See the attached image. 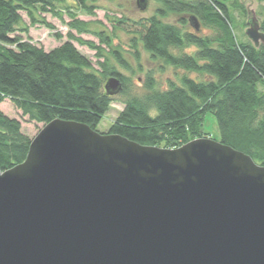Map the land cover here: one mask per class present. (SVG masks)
I'll return each instance as SVG.
<instances>
[{"label": "water", "instance_id": "water-1", "mask_svg": "<svg viewBox=\"0 0 264 264\" xmlns=\"http://www.w3.org/2000/svg\"><path fill=\"white\" fill-rule=\"evenodd\" d=\"M245 33L264 45L255 14ZM0 264H264V165L211 137L166 148L54 119L0 167Z\"/></svg>", "mask_w": 264, "mask_h": 264}, {"label": "trees", "instance_id": "trees-1", "mask_svg": "<svg viewBox=\"0 0 264 264\" xmlns=\"http://www.w3.org/2000/svg\"><path fill=\"white\" fill-rule=\"evenodd\" d=\"M155 1L160 4L157 15L110 19L114 29L131 35L130 43H122L114 32H95L100 43L109 48L105 55L94 42L77 35L90 32L89 22L80 19L79 13L94 15L99 0H0V105L10 100L30 122L45 125L60 118L98 130L116 99L104 86L109 77L116 76L122 83L119 94L127 98L107 132L144 145L176 148L195 138L210 137L204 126L211 113L218 123L220 142L264 165V91L259 89L260 84L264 86V45L256 47L236 34L233 13L249 14L245 4L241 0ZM21 11L30 19L25 27H21ZM45 13L68 26L69 40L100 51L98 68L72 41L47 51L17 33L28 34L35 24L55 30L42 16ZM170 13L181 16L178 23L162 20ZM260 14L264 31V11ZM191 15L212 33L196 32L190 24ZM54 35L63 38L59 32ZM139 44L165 66L195 72L205 79L184 75L181 84L170 81L167 88L160 89L150 73L144 92L129 95L130 78L111 61L113 58L128 68L124 53L139 61ZM193 47L194 52L186 53ZM31 140L21 121L0 108L2 170L25 160Z\"/></svg>", "mask_w": 264, "mask_h": 264}, {"label": "rangeland", "instance_id": "rangeland-1", "mask_svg": "<svg viewBox=\"0 0 264 264\" xmlns=\"http://www.w3.org/2000/svg\"><path fill=\"white\" fill-rule=\"evenodd\" d=\"M241 1L245 4V7L248 9L249 14L247 13L243 15L238 11H234L233 16L235 18L237 27L236 34L241 40H249L245 33L246 29L248 28V21L249 19L253 18L254 14H256V17L259 21H262L263 16L260 13L264 11V0ZM98 5L99 7L95 10L94 15L79 13L80 19L89 22L90 32L77 35L85 40L94 42L97 46H99L100 50L105 55L108 54L109 48L100 43V40L95 32L101 30L106 31V33L108 34L114 32L122 43H130L131 35L125 33L120 29H114L110 19L128 16L135 20H139L141 18L157 15V8L160 6V4L155 0H148V6L146 10H141L138 8L137 0H99ZM21 15L23 17L21 27L29 25L30 19L27 12L21 11ZM42 16L55 26V30H50L44 25L35 24L34 26L30 27L28 34H25L21 31H18L17 33L20 34L24 39H29L32 43L44 47V49L47 51L62 45L66 41H72L78 48V50L89 57L94 63V66L98 68L97 61L99 57L97 55L100 52L99 50H94L87 45H81L76 40H69L67 36V33L69 32L68 26L58 18L52 16V14L45 13ZM161 18L165 22L178 23L181 16L178 14L170 13L168 16ZM186 19H189V16H187ZM65 20L68 21L69 17L65 16ZM190 28L194 30L191 26ZM55 32H59L60 34H62L63 38L59 40L54 35ZM73 32L76 33L75 31ZM199 33L211 34L212 30L202 25L201 31ZM138 49L140 51L139 61H137L129 53H124V58L128 63V68L123 67L113 58L111 61V63L115 64L123 74L130 78L131 81L129 83L128 91L129 95L135 93L140 94L144 92V86L150 73L154 77L157 83V87L160 89L167 88L170 81L181 84V77H183L184 75L199 81L205 79L204 75L195 72H188L184 69L169 65L165 66L162 60L152 59L150 53H148L141 44L138 45ZM195 50L196 48L193 47L186 50V53H192ZM175 51L181 52L182 50L177 49ZM259 89L261 91H264V86L260 84ZM115 98L116 99L112 103L110 111L106 114V116L98 126V131L100 132H107L111 123L115 120L120 111L124 109V100L127 98V95L117 94ZM0 108L6 113V115L19 119L22 123V129L24 133L29 135L30 138H34L44 126L43 124L30 122L27 117H23L21 115V112L11 103L10 100L4 101L0 105ZM204 130L210 135L212 139L220 141L221 134L218 123L215 116L211 113H208L206 115Z\"/></svg>", "mask_w": 264, "mask_h": 264}]
</instances>
